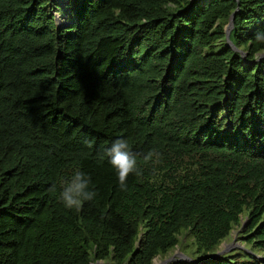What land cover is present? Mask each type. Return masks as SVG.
<instances>
[{"label": "trees", "instance_id": "16d2710c", "mask_svg": "<svg viewBox=\"0 0 264 264\" xmlns=\"http://www.w3.org/2000/svg\"><path fill=\"white\" fill-rule=\"evenodd\" d=\"M60 1L64 27L53 0H0V264H153L182 242L170 264H264L211 259L236 229L264 251V0ZM116 139L143 169L127 190ZM76 170L97 192L79 211L59 200Z\"/></svg>", "mask_w": 264, "mask_h": 264}, {"label": "clouds", "instance_id": "9594fccd", "mask_svg": "<svg viewBox=\"0 0 264 264\" xmlns=\"http://www.w3.org/2000/svg\"><path fill=\"white\" fill-rule=\"evenodd\" d=\"M256 40L264 42V33H258ZM109 163L115 170L121 190H127V178L129 175L142 176L143 169L138 166L137 155L130 148L126 139H116L105 150ZM145 162L158 164L161 162V153L150 150L142 157ZM156 169L153 168V173ZM92 179L83 171L76 170L69 179H65L59 191V200L67 209L79 211L85 202L93 201L97 192L92 186ZM49 191L55 192L56 185H52Z\"/></svg>", "mask_w": 264, "mask_h": 264}, {"label": "rangeland", "instance_id": "374dc122", "mask_svg": "<svg viewBox=\"0 0 264 264\" xmlns=\"http://www.w3.org/2000/svg\"><path fill=\"white\" fill-rule=\"evenodd\" d=\"M48 10H52V12L55 13L56 22L58 26L64 27L74 23L75 21L72 13L69 10L65 9L64 5L60 0H53V5H49ZM244 218L245 217H243V219ZM240 230L241 229H236L232 231L230 236L220 245L219 249H226V253L228 254L238 252L246 257H263L264 251L262 249H258L256 246L246 244L245 240H242L238 237ZM187 250V244L182 242L181 244L177 245L173 250L168 252L165 256H157L153 264H163V260L170 257L180 258V256L182 255H187L185 253L187 252ZM104 262H107L106 264H114L108 261Z\"/></svg>", "mask_w": 264, "mask_h": 264}, {"label": "water", "instance_id": "95a60500", "mask_svg": "<svg viewBox=\"0 0 264 264\" xmlns=\"http://www.w3.org/2000/svg\"><path fill=\"white\" fill-rule=\"evenodd\" d=\"M237 13V10L230 16L229 18V21H228V24L226 25V29H225V33H226V39L229 43V45L231 47H233L234 49H236L232 43V40H231V31L232 29L234 28V19H235V15ZM243 56H246V53H243ZM264 58V51L260 53L259 57L257 60H260ZM225 245V244H224ZM226 253V249H219L212 257L211 259H214L216 258L217 256L219 255H222ZM155 260V259H154ZM192 259L188 256V255H182L180 256V258H174V257H170V258H167V259H164L163 260V264H170L171 262L173 261H191ZM155 261H153L154 263ZM107 262H104V260H97V261H92L90 262V264H106Z\"/></svg>", "mask_w": 264, "mask_h": 264}, {"label": "bare ground", "instance_id": "6f19581e", "mask_svg": "<svg viewBox=\"0 0 264 264\" xmlns=\"http://www.w3.org/2000/svg\"><path fill=\"white\" fill-rule=\"evenodd\" d=\"M162 264V263H161Z\"/></svg>", "mask_w": 264, "mask_h": 264}]
</instances>
